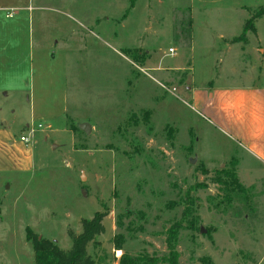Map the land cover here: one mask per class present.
Listing matches in <instances>:
<instances>
[{"label": "rangeland", "instance_id": "374dc122", "mask_svg": "<svg viewBox=\"0 0 264 264\" xmlns=\"http://www.w3.org/2000/svg\"><path fill=\"white\" fill-rule=\"evenodd\" d=\"M33 7L13 36L0 29V172L12 173L0 174V264H36L27 229L70 251L96 213L105 231L89 252L105 264L119 262L117 251L166 257L177 224L180 264H264V171L182 89L264 84V0ZM148 52L189 71L151 72ZM22 134L34 150L29 173Z\"/></svg>", "mask_w": 264, "mask_h": 264}, {"label": "crops", "instance_id": "0c3cea01", "mask_svg": "<svg viewBox=\"0 0 264 264\" xmlns=\"http://www.w3.org/2000/svg\"><path fill=\"white\" fill-rule=\"evenodd\" d=\"M34 9L33 0H0V14L5 13V18L12 20L9 24L4 23V29L2 27L0 29L2 32L9 31V35L13 36L20 23H25L27 19L30 22L31 17L35 16ZM41 39L39 45L42 48L51 47L48 38ZM62 51L65 54V51ZM1 54L2 50L0 49V57H2ZM176 54L177 52L173 55ZM189 67L190 64L184 65L181 61H175L170 67H164L162 60L160 61L154 52H148L145 62V68L151 72L164 70L186 72L189 71ZM182 89H185L184 95L190 100L192 110L212 129L229 140L233 148L242 155V158L245 155L252 158L264 171V84L250 86H216L212 84L191 86L188 84ZM24 135L26 134H22V136ZM21 144L29 151L27 161L31 162L28 170L21 173H29L34 167V150L32 151L30 146H26L24 143ZM243 161L238 164L235 160L233 165L240 167ZM0 174L12 173L0 172ZM113 264H119V262Z\"/></svg>", "mask_w": 264, "mask_h": 264}, {"label": "trees", "instance_id": "16d2710c", "mask_svg": "<svg viewBox=\"0 0 264 264\" xmlns=\"http://www.w3.org/2000/svg\"><path fill=\"white\" fill-rule=\"evenodd\" d=\"M134 1V0H132ZM248 28L244 29L241 40L245 38ZM236 40L235 42H239ZM236 168V165L233 166ZM236 170L224 169L219 173L235 179ZM244 189L241 188V191ZM105 215L96 213L90 220H84L82 223V233L79 235H71L72 248L70 251H63L53 241L40 237L31 229H27V241L33 246L36 264H105L108 259L106 257H97V254L91 255L90 246L99 247V238L104 234V226L102 224ZM181 228L177 224L168 233L167 244L169 253L166 257L159 259L156 257L140 256L132 257L124 255L119 260V264H180V255L176 251V239Z\"/></svg>", "mask_w": 264, "mask_h": 264}, {"label": "built area", "instance_id": "2783aa9c", "mask_svg": "<svg viewBox=\"0 0 264 264\" xmlns=\"http://www.w3.org/2000/svg\"><path fill=\"white\" fill-rule=\"evenodd\" d=\"M169 53H170V54H175V53H176V50L172 48V49L169 50ZM30 131H31L32 134L36 132L35 129H31ZM20 140H21V142L24 143L26 146H30V144H31V141H30V137H29V136H22V137L20 138ZM122 256H123V253H122L121 251H117V252H116V258H117V259L122 258Z\"/></svg>", "mask_w": 264, "mask_h": 264}, {"label": "water", "instance_id": "95a60500", "mask_svg": "<svg viewBox=\"0 0 264 264\" xmlns=\"http://www.w3.org/2000/svg\"><path fill=\"white\" fill-rule=\"evenodd\" d=\"M81 128L87 133V134H90L91 133V127L90 125L88 124H84V125H81ZM195 159H192L191 160V163H195ZM202 232H204V229H202Z\"/></svg>", "mask_w": 264, "mask_h": 264}]
</instances>
